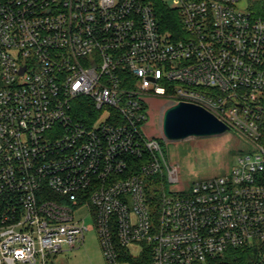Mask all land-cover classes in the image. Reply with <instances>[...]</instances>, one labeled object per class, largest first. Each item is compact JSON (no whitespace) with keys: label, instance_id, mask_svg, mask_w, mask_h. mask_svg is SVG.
I'll return each instance as SVG.
<instances>
[{"label":"built area","instance_id":"built-area-1","mask_svg":"<svg viewBox=\"0 0 264 264\" xmlns=\"http://www.w3.org/2000/svg\"><path fill=\"white\" fill-rule=\"evenodd\" d=\"M159 1L181 38L162 32ZM170 1L0 0V264H46L91 228L107 264L254 246L264 264V0ZM152 100L205 108L249 151L174 190Z\"/></svg>","mask_w":264,"mask_h":264},{"label":"rangeland","instance_id":"rangeland-1","mask_svg":"<svg viewBox=\"0 0 264 264\" xmlns=\"http://www.w3.org/2000/svg\"><path fill=\"white\" fill-rule=\"evenodd\" d=\"M164 2L171 5L170 0H164ZM151 105L153 110L147 132L151 136H156L165 166L173 167L177 171L179 180L172 184L174 190H187L190 185L197 181L226 175L235 165L238 156L249 151V145L242 136L230 129L221 135L212 137L167 140L161 131L164 104L159 100H152ZM165 170L164 176H166ZM159 186L161 187V184ZM83 212L84 208L79 209L76 216H82ZM85 224L87 226L92 225L91 219L87 218ZM37 264L41 263L38 261ZM46 264L107 263L103 257L97 235L91 228L85 234L84 243L81 247L49 256L46 259Z\"/></svg>","mask_w":264,"mask_h":264},{"label":"water","instance_id":"water-1","mask_svg":"<svg viewBox=\"0 0 264 264\" xmlns=\"http://www.w3.org/2000/svg\"><path fill=\"white\" fill-rule=\"evenodd\" d=\"M227 130V126L205 108L186 102L165 109L161 120L162 135L171 141L212 137Z\"/></svg>","mask_w":264,"mask_h":264},{"label":"trees","instance_id":"trees-1","mask_svg":"<svg viewBox=\"0 0 264 264\" xmlns=\"http://www.w3.org/2000/svg\"><path fill=\"white\" fill-rule=\"evenodd\" d=\"M155 9L162 32L172 39L181 38L179 33H181L182 25L178 13L168 8L162 1L157 2ZM158 189L159 185L155 186L154 191L156 194L153 196L154 199L158 198ZM257 255L256 246L229 250L215 264H254Z\"/></svg>","mask_w":264,"mask_h":264}]
</instances>
